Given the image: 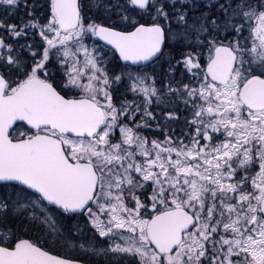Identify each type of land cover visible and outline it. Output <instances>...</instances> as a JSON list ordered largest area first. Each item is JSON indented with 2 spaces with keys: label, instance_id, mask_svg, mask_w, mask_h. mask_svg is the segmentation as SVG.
I'll return each mask as SVG.
<instances>
[{
  "label": "snow or ice",
  "instance_id": "1",
  "mask_svg": "<svg viewBox=\"0 0 264 264\" xmlns=\"http://www.w3.org/2000/svg\"><path fill=\"white\" fill-rule=\"evenodd\" d=\"M0 264H264V0H0Z\"/></svg>",
  "mask_w": 264,
  "mask_h": 264
}]
</instances>
